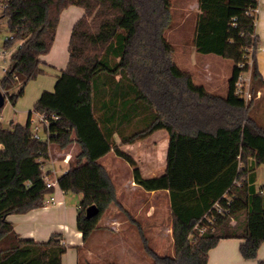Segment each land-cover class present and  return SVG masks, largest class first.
<instances>
[{"label":"trees","instance_id":"obj_1","mask_svg":"<svg viewBox=\"0 0 264 264\" xmlns=\"http://www.w3.org/2000/svg\"><path fill=\"white\" fill-rule=\"evenodd\" d=\"M0 1L12 36L5 46L20 42L0 80L13 104L26 84L44 72L42 57L52 49L63 10L72 4L83 10L72 28L66 67L54 90H44L34 106L50 119V142L34 137L33 111L25 124L6 127L0 121V264H62L68 246L60 234L47 241L22 238L8 219L43 207L47 194L57 189L46 187L42 169L52 144L66 150L75 142L80 148L58 185L83 196L77 229L85 245L118 202L101 159L115 151L136 166L120 146L161 129L170 137L166 172L145 179L135 168L133 174L147 191H168L175 255L147 252L158 264H208L219 241L239 239L242 256L255 259L264 243V188L257 186V169L264 165V126L251 116L254 101L246 103L234 89L247 69L239 66L246 49L258 44L257 16L250 9L259 0H197L196 50L234 63L226 96L208 92L174 61L165 36L171 0ZM256 53L254 93L264 90ZM19 84L20 92L10 95ZM53 115L59 118L54 121ZM217 202L221 211L214 207ZM92 205L99 214L88 218ZM206 215L213 224L199 234L196 225L206 223Z\"/></svg>","mask_w":264,"mask_h":264},{"label":"rangeland","instance_id":"obj_2","mask_svg":"<svg viewBox=\"0 0 264 264\" xmlns=\"http://www.w3.org/2000/svg\"><path fill=\"white\" fill-rule=\"evenodd\" d=\"M197 3V0H171L170 24L165 31V36L168 42L173 46V59L181 69L189 72L192 75L193 80L197 84L204 85L209 92L217 95H226L229 91V80L232 77L234 63L232 60L223 58L214 53L204 54L194 50V37L198 15L196 9L198 8ZM81 11L82 9L76 4H72L63 10L57 28L56 40L52 46L50 55L52 56L57 52L59 47H62L63 50L60 49L59 54L62 55V61H64V64H60L58 61L59 59H54V63H51L50 57H47L48 63L47 65L44 64V72L36 79L31 80L26 84L24 94L18 98L16 104H13L9 99L6 100L0 114L1 120L6 127H10L12 122L25 124L29 118L30 111H33L32 120L38 119L37 112L34 111V106L42 91L54 90L56 77L61 74L63 65H65L68 59V48L72 28L75 21L79 18V13ZM85 27L87 30L90 29L88 23ZM10 36L11 32L8 25V18L2 17V4H0V80L4 76L6 70L10 69L11 57L20 45L19 41H15L11 47L7 48L5 46V41ZM4 51L6 52V55L3 53ZM194 57L197 65L193 64ZM206 63L209 65L211 64V66L205 68L204 65ZM22 87V84L17 85L9 94L13 95L19 93ZM254 101H256V99ZM251 116L264 126V100L254 103L251 110ZM157 146L158 149H156V154L162 158L166 146L165 144H162V142H158ZM52 147L57 151L59 150V152L60 150L63 151L57 145L52 144L51 148ZM67 150H69V148L66 150L64 149V151ZM74 151H78V147H76ZM59 156L63 157L62 154ZM131 158L133 159V157ZM102 162L109 167L114 176L121 201L125 202L131 211H135V206L133 204L128 205V202H126L130 187L125 186V180L130 178L131 174L134 177L133 172L130 171L132 165L125 159L119 157L115 151H111L107 154L102 159ZM49 169H51V167L50 164L47 163L45 170L48 171ZM118 170V175H115ZM263 170L264 165L260 166L257 170L259 174L257 180L258 185L261 184L260 174ZM138 187L143 188L139 184ZM158 194V196L155 195L154 200L149 199L150 195L148 193L145 194L144 197L147 208L158 207V214L151 219L156 221L160 216L159 221L165 225L162 229V233L154 232L155 230H146L148 245L157 256H174L175 248L172 230L173 217L168 203L170 196L166 191H159ZM167 196H169V198ZM72 198L80 201L83 196L81 194L69 193V203ZM156 200L157 202L154 204V201ZM115 208V205H112L104 216L101 217L99 221L100 227L96 229L98 231L96 235H94V238H88L83 247H71L76 256L77 251L80 253L78 264H158L157 259L144 250V243L138 229H130L127 232L123 231V233H120L121 235L116 233L113 235V231L115 230L108 225L109 222H107V218ZM231 223L235 224V221L232 220ZM126 226L127 225H124L123 228ZM154 226H158L157 223L154 224ZM114 237H117V239L122 237L123 241H125L124 245H128L130 249L125 251L124 247H120L119 251L114 250V248L110 246L113 240H115ZM257 259H264V243L258 251Z\"/></svg>","mask_w":264,"mask_h":264},{"label":"crops","instance_id":"obj_3","mask_svg":"<svg viewBox=\"0 0 264 264\" xmlns=\"http://www.w3.org/2000/svg\"><path fill=\"white\" fill-rule=\"evenodd\" d=\"M258 6H259L258 7L259 11L257 13V19H256V34L258 36L256 61H257L258 69L261 72L264 80V0H259ZM196 9L199 13V8ZM82 14H83V10L79 13V18ZM60 49L63 50L62 47H59L57 52L52 56L50 55V52L47 55L43 56L42 60L44 61V63L47 65L48 63L47 57H50L51 63H54L53 61L54 59L55 60L59 59L58 60L59 63L64 64V61H62V55L59 54ZM194 50L196 51V48H194ZM68 57H69V53H68ZM67 61L65 65H63L62 70L66 67ZM193 64L197 65L195 57L193 59ZM210 66L211 64L209 65L208 63L204 65L205 68H209ZM59 76L60 75H58L56 79ZM198 85H202V84H198ZM259 91H261L262 95L260 98L256 99V101L253 100L254 102L252 104V107L255 102L264 100V90L261 89ZM226 95H219V96H226ZM169 141H170V137L168 131L165 129H161L154 132L144 140L138 141L133 144H124L121 145L120 148L126 154L133 157L135 163L137 164L136 166H131L130 171L133 172V170L137 168L140 174L142 175V177L147 179V178L159 177L166 172L167 151H168ZM158 142H162V144H165L166 146L165 153L163 154L162 158L157 156L158 154H156V149H158L157 146ZM76 147H78V151H79L80 150L79 146L77 145V143L74 142L67 151L60 150L59 152V150L57 151L53 147L50 148L49 158L47 159L46 164L49 163L51 168L54 166V168H56L58 176H60L61 174H63L62 170L68 167V165H66L63 162L62 160L63 157H60L59 155L62 154L64 156L65 154H70L72 157L75 153L78 152V151L76 152L74 151ZM102 164L107 168L117 189L118 202L112 204L115 205L116 208L114 211H112L109 214L107 218V222H109L108 225H110V227H112V229L115 230L113 231V235L114 233L116 234L123 233V231L127 232L130 229H138L142 237V241L144 243V250L147 252L148 250L147 248H150V246L148 245V237L146 235V230H155L154 232L162 233L163 232L162 229L165 225L161 221H159L160 216L156 221H153L151 219L154 216H156V214H158L157 213L158 207L147 208L144 197L145 194L148 193L150 195L149 199L154 200L155 195L157 196L159 195L158 194L159 191H147L141 187H138V183H136L134 177L131 174L130 178H127L125 180L126 181L125 186L130 187L129 188L130 192L128 194V197L126 198L127 200L126 202H128V205L133 204L135 206V211H131V209L127 207V204L121 201V199L119 198L118 187L109 167L103 162ZM118 173L119 170L115 173V175H118ZM258 177L259 174L257 171V180ZM260 180H261V184L260 185L257 184V186L259 188H264V170L260 174ZM161 191H165V190H161ZM166 192L167 194H169L168 191ZM69 193L72 192H65L58 187L54 192V195L56 196V202L54 204H50L48 206L43 205V207L33 209L23 214H11L8 216V219L14 224L16 232L22 238H32L36 241H47L54 234H60L59 239H61V241L68 246L67 252L63 255L62 264H78L79 252L77 251V256H76L74 250L71 249V247L74 246L82 247L84 245L83 235L77 229V215L81 200L77 201L76 199L74 200L72 198L69 203ZM167 197L169 198V196ZM157 200L154 201V204L155 202H157ZM168 203H169V208L171 209L170 199H168ZM156 223L158 226H154V224ZM124 225L127 226L123 228ZM97 231L98 230H95L90 237L94 238V235H96ZM114 239L115 240H113L112 244L110 245L111 247L114 248V250L119 251L120 247L121 248L124 247L125 251L130 249L128 245H124L125 241H123L122 237H120L121 240L119 238L117 239V237L116 238L114 237ZM241 242L242 241L239 239H223L219 241V243L209 252L208 264H259V262L263 259L258 260L257 259L258 255L255 259L252 260L245 259L242 256L240 252Z\"/></svg>","mask_w":264,"mask_h":264},{"label":"built area","instance_id":"obj_4","mask_svg":"<svg viewBox=\"0 0 264 264\" xmlns=\"http://www.w3.org/2000/svg\"><path fill=\"white\" fill-rule=\"evenodd\" d=\"M2 4V3H0ZM259 6L251 8L250 13L254 14L257 16V13L259 11L258 9ZM3 8V5H2ZM12 38V36H10ZM257 50V47H250L246 49L245 53V60L239 64L241 68L247 67V69L243 70L236 82H235V95L239 97L241 100L245 101L246 103L253 101L255 99H258L261 97L262 93L261 91H257L256 93L253 92L252 90V67L255 62V52ZM6 55V52H3ZM56 83V82H55ZM38 119L37 120H32V128H33V135L36 139L43 141V142H50V136H51V131H50V119L45 113L37 112ZM53 120L56 121L59 117L53 115L52 116ZM0 121L1 117H0ZM63 162L68 165V167L64 168L62 170L63 173H66L69 170V164L71 160V155L70 154H65L63 156ZM46 161H44L42 165V169L44 170V180H45V185L47 188H58V173L56 171V168L54 166L46 171ZM56 202V196L54 195V192H50L47 194L45 201H44V206H48L50 204H54ZM214 207L221 211L220 204L217 202L215 203ZM205 222L204 224L198 223L196 225V229L199 232V234H203L212 224L214 218H212L210 215H206L205 217Z\"/></svg>","mask_w":264,"mask_h":264},{"label":"water","instance_id":"obj_5","mask_svg":"<svg viewBox=\"0 0 264 264\" xmlns=\"http://www.w3.org/2000/svg\"><path fill=\"white\" fill-rule=\"evenodd\" d=\"M7 100L6 93L0 87V109L4 107ZM99 214V208L96 205H92L87 209V217L92 218Z\"/></svg>","mask_w":264,"mask_h":264}]
</instances>
